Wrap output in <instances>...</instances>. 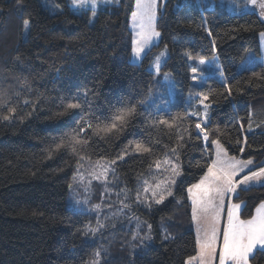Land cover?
<instances>
[{
	"label": "trees",
	"instance_id": "1",
	"mask_svg": "<svg viewBox=\"0 0 264 264\" xmlns=\"http://www.w3.org/2000/svg\"><path fill=\"white\" fill-rule=\"evenodd\" d=\"M178 1L166 0L158 10L159 41L140 62L133 63L129 60V16L134 0H117L99 8L93 21L91 10L74 11L68 0L48 4L0 0V92L10 98L9 106L17 107L12 118H0V264H86L97 249L102 252L100 264H185L195 255L187 189L212 161L211 139H197V116L178 122L179 131L153 124L189 111L190 104L202 111L195 99L185 100L188 92L215 90L210 96L209 127L219 126L222 132L211 138H220L230 156L256 163L262 160L264 69L256 63L237 71L236 63L247 51H258L264 20L252 12L231 14L219 5L200 9L177 5ZM162 48L167 55L161 73H169L177 88L170 101L162 78L148 68ZM188 53L195 59H189ZM201 56L205 60L217 57L223 79L232 85L231 96L220 94L222 78L207 73V68L200 83L193 82L191 68ZM77 95L83 111L60 115L64 110L61 99L67 103ZM133 105L136 112L122 131L95 135L81 124L85 131L80 136L88 143L77 145L75 153L67 145L57 148L82 117L95 127L110 122L117 109ZM6 114L7 107L0 110V117ZM137 142L151 152H137ZM173 148L182 166L173 196L159 205L133 209L142 215L143 226L152 223L150 241L141 243L144 228L133 239L135 231L123 219L103 223L105 227L95 235H81L96 216L66 206L78 161L117 159L126 153L115 162L109 186L131 190L157 159L168 153L176 156ZM235 199L244 203L241 217L249 218L264 200V184L241 189ZM162 218H166L168 239L158 229ZM249 261L264 264V250L256 249Z\"/></svg>",
	"mask_w": 264,
	"mask_h": 264
},
{
	"label": "snow or ice",
	"instance_id": "2",
	"mask_svg": "<svg viewBox=\"0 0 264 264\" xmlns=\"http://www.w3.org/2000/svg\"><path fill=\"white\" fill-rule=\"evenodd\" d=\"M19 3L20 0H17ZM101 3H110L112 0H99ZM253 4L258 3L260 8V16L264 18V0H251ZM90 3L93 8V15H96L95 8L97 6L98 0H71L73 6L82 7L85 4ZM157 0H136L135 10L132 11L131 17L134 26L138 28V32L132 41V53L137 58L140 59L143 54H146V49L150 50L149 45L154 38L160 36V32L156 30V10H157ZM25 27L28 26L29 21H24ZM211 35V33H209ZM264 37V33H261ZM166 47V46H165ZM213 52L215 53V42H213ZM166 51H162L159 55L155 57L153 67L157 74L160 72L161 67V57L165 56ZM189 59H195L188 53ZM199 64L205 63V57L198 58ZM197 68H191V72L195 74ZM220 73L222 77V89L220 93L223 95L227 93V96H231L233 92L232 85L223 79V68H220ZM253 75H257L254 73ZM167 77V74H165ZM193 80H196V75L192 76ZM215 90H209V92L193 93L191 98L195 99L196 104L202 105L203 110L199 111L195 109L194 105H189V111L184 113H179L173 115L170 119L161 118L158 122L153 121V124L159 123L161 125H166L169 128L176 127L179 131L178 122H182L188 116H197L199 120L195 123V128L198 129L197 139L201 136L205 141L211 139V144L215 146V159L211 163L207 164V171L199 179L198 182L191 184L187 191L189 198L192 202V219L197 224V238H196V248L197 254L195 256H190L185 261V264H212L213 257L217 253V234L219 231V221L218 216L222 208L227 204V223L223 227V243L219 247V264H249V256L253 254L254 249L260 248L264 249V202L261 203L260 207L257 209L258 215L253 216L248 220H241L239 218L238 212L242 205L240 203H233V195H238L242 186H251L253 181H264V167L257 168L256 171L248 170V174L244 175V169H248L249 165H253L254 161L252 159L239 160L234 156H229L227 149L221 143L220 138L212 139L211 137L216 133H221L222 130L219 126L215 128L209 127L211 123L209 109L212 104L210 96H214ZM85 98L87 92L84 94ZM28 101H25L27 104ZM11 104L10 98L3 92H0V110L7 107L6 115L0 117L4 120H8L13 117V114L17 112L16 106H9ZM61 104L63 105V112L60 115H68L72 113V110L80 109L83 111V103L79 95L72 97L64 102L61 99ZM136 112L135 105L131 107H122L117 109L116 112L111 116L110 122L108 123H97L93 127L91 121L85 120L83 117L81 120L76 121L77 129L73 130L71 134L67 136L66 140H62L57 148L64 145L70 146L72 151L75 153L77 151V145H86L87 140L81 138L80 133H84L85 127H80L81 124L93 130V134L99 135L101 133L107 135L113 132L122 131L124 126L127 125L128 120ZM29 113L28 115H30ZM251 116V114H249ZM98 119V118H97ZM251 120H249V129H251ZM188 131V129H184ZM178 140H182V137L178 136ZM182 146V145H181ZM135 150L141 153H150L151 149L145 146L143 143L137 142L135 144ZM172 153L176 154L177 150L173 148ZM240 151H244V147L240 148ZM122 154L117 159H123ZM80 159H84L83 156ZM176 159L179 160V155L176 154ZM114 164L115 161H111ZM79 166V161H78ZM162 166L165 167V171L169 172V175L164 179H156L155 184H150L148 180L144 181L143 192L137 191L136 201L146 204L148 207L154 204H161L169 196L174 193L172 191V186L177 183V177L181 176V169L177 163H174L165 155L163 161L157 159L155 161V167L160 169ZM109 172V166L99 165L97 162V167L91 173L93 179L96 180H106ZM240 174L237 178V174ZM83 179V177L77 173L74 176L75 179ZM69 187H72L70 184ZM123 191V190H122ZM151 192V203H149V198L143 196V193ZM100 205H94L93 208H99ZM124 207H128L127 204ZM105 225L97 220V225L95 227L86 225L81 235L88 236L89 234L95 235L100 229L104 228ZM151 228V225H149ZM138 232H133V239L138 237ZM141 243L143 241H150L152 237L149 234H145L140 237ZM164 239H168L165 236ZM102 252L97 249L92 254V258L86 262V264H100Z\"/></svg>",
	"mask_w": 264,
	"mask_h": 264
},
{
	"label": "rangeland",
	"instance_id": "3",
	"mask_svg": "<svg viewBox=\"0 0 264 264\" xmlns=\"http://www.w3.org/2000/svg\"><path fill=\"white\" fill-rule=\"evenodd\" d=\"M116 1L117 0H112V2H110V3H101L98 0L97 6L95 8V12H97V10L99 8L111 5V4L115 3ZM165 1L166 0H157L158 6H157V10H156V19L158 16V10L159 9L161 10L163 8ZM42 2L48 4L50 2V0H42ZM68 3H69V6L71 7V9L74 11L91 10L90 11V21H93V19L95 18L96 15H93V8H92V5L90 3L85 4L82 7L73 6L71 4V0H68ZM183 3L187 4V5H195V6L199 7L200 9L203 7L212 8V7H215L216 5H219L222 8H224L228 13L241 14V13H245V12H252V13L257 14V16L260 19L264 20V18H262L260 16V8L258 7V3L253 4L251 2V0H179L178 2H176L177 5L183 4ZM135 5H136V0H134L132 11L135 10ZM49 8H50V10L52 9V4H50ZM132 11H131V13H132ZM155 24H156V20H155ZM129 29L131 31L132 41H133V38L135 37L136 33L138 32V28H136L134 26L131 14L129 16ZM156 30H157V28H156ZM261 33H264V31H262L258 34V51H254V50L247 51L246 54L243 56V58L236 63V70L237 71L248 69L249 67L254 66L256 63H261L263 66V69H264V37L261 36ZM158 41H159V37L154 38L153 41L150 43L149 48L151 49V47L154 44L158 43ZM132 47H133V45H132ZM147 51H148V49H146V53H147ZM162 51H166V49L162 48V49L158 50V52L156 53L154 58L151 60L148 68L150 71H152L154 74H156V77L162 78V82L164 83V86L166 88L167 98L170 101L173 99L175 93L177 92V88L174 84V81H173L171 75L169 73H161V70H160L159 74H157L155 71V68L152 66L154 63L155 57L157 55H159ZM144 55L145 54L142 53L141 58ZM166 55H167V51H166L165 56L161 57V65L164 62ZM141 58L137 59L133 55L132 49H131V54L129 56V60L131 62L138 63V62H140ZM194 67L198 69V71L194 74V75H196L197 79L193 81L196 84L200 83V79L203 78L204 74H206V72L204 71L205 68L210 70V71H207V73H209L215 77H218L219 79L222 78L221 73H220L221 67H220V64H219L216 56L213 57L212 59L205 60L204 64H199V62L197 61L196 65H194ZM199 70H202V71L199 72ZM165 74H167V77L165 76ZM192 94H193V92H188L186 94L185 100L187 102H190V98H191ZM164 99H165V96H164ZM202 110H203V106H202ZM212 148H213V152H212V160H213V159H215L216 149H215L214 145H212ZM167 156L174 163H177L180 166L181 173H182L181 163L179 160L176 159V156L172 155L170 153H168ZM164 157L162 159H159V160L163 161ZM237 159L248 160V159H241V158H237ZM111 161L116 162L117 159H107V158H99V159H94V160L88 159V160H83V162L80 163L79 166L77 165L75 167L74 173L72 174V178H71V181L69 183V185L71 184L72 187L68 186L66 206L68 208L76 211V212H79V213L93 214L96 216V220H99L102 224L103 223L105 224V222L114 221V220H122V219L126 220V224H128L129 227H133L135 232H137V231L140 232L141 229L144 228L143 230H144L145 234L147 233L149 235H152V231H153L152 223H148V221H147L146 225L143 226L142 220L140 217L142 215L137 213V212L135 213L133 211V209L136 205H140V206L145 207V208L148 207L146 204L136 201V194H137L138 190L143 192L145 180H148L150 182V184H155L156 179L162 180L166 176H168L169 172L165 171V167H167V166H162L160 169H157L155 167V164H154L143 175L138 177L134 188L129 190L128 188H125V187H118L117 188L115 186H112V187L109 186L112 174L115 173V163L111 164L110 163ZM97 162H99V165H101V166L106 165V164L109 166V172H108L106 180H96V179L92 178L91 173L97 167ZM259 164H262V166H260V167H264V155H263L262 160L259 163L254 162L253 165H249L248 169H244L243 174L247 175L249 169H251L252 171H256L257 168H255V167H256V165H259ZM77 173H79L83 177L82 180L79 178L74 180V176ZM239 176H240V174L238 173L237 178H239ZM180 177H177V180ZM198 181H196V182H198ZM263 184H264V181H253V182H251V186H257V185H263ZM175 185L172 186L173 193H174ZM248 187L249 186H242L241 189L248 188ZM187 194H188V191H187ZM143 196L148 197L149 203H151V199H150L151 198V192L143 193ZM235 196L236 195L234 194L232 202L233 203H240L243 207L244 203L239 201V200H236ZM169 197H171V196H169ZM169 197H167L166 199H168ZM188 200H189L190 205H191L190 214H191L192 227H193V231L195 234V238H197V224L192 219V202H191V199L189 198V194H188ZM262 202H264V200L259 202L254 207L252 215L246 219L241 217V209H242V207H241L239 212H238L239 218L241 220H248V219H251L253 216L258 215L257 209L260 207ZM125 204H127L128 207H124ZM94 205H100V207L99 208H93ZM227 211H228V209H227V204H226L225 207L222 208L219 212V216H218L219 231L217 234V253L213 257L212 264H219V247L222 246V243H223V227L227 223V219H228ZM96 220L94 219L92 221V224H90V225L95 227L97 225ZM165 223H166V218L160 219V221L158 223V229L160 230V233L163 237L166 236V231H168ZM144 224H145V222H144ZM149 225H151V228H149ZM257 249H260V248H257ZM255 250L256 249H254V251ZM261 250H264V249H261ZM196 254H197V248H196L195 255ZM195 255H193V256H195ZM251 255L252 254H250V256ZM250 256H249V258H250ZM194 264H198V262H194ZM226 264H227V262H226ZM249 264H250V261H249Z\"/></svg>",
	"mask_w": 264,
	"mask_h": 264
}]
</instances>
